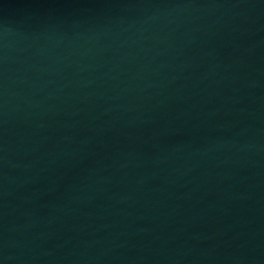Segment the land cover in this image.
<instances>
[{"label": "water", "instance_id": "1", "mask_svg": "<svg viewBox=\"0 0 264 264\" xmlns=\"http://www.w3.org/2000/svg\"><path fill=\"white\" fill-rule=\"evenodd\" d=\"M0 264H264V0H0Z\"/></svg>", "mask_w": 264, "mask_h": 264}]
</instances>
